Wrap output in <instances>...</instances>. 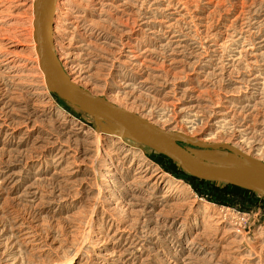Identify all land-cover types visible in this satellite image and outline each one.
<instances>
[{
	"label": "rangeland",
	"instance_id": "rangeland-1",
	"mask_svg": "<svg viewBox=\"0 0 264 264\" xmlns=\"http://www.w3.org/2000/svg\"><path fill=\"white\" fill-rule=\"evenodd\" d=\"M35 3L0 0V264H264V195L49 88ZM54 37L93 95L264 163V0H58Z\"/></svg>",
	"mask_w": 264,
	"mask_h": 264
},
{
	"label": "water",
	"instance_id": "water-1",
	"mask_svg": "<svg viewBox=\"0 0 264 264\" xmlns=\"http://www.w3.org/2000/svg\"><path fill=\"white\" fill-rule=\"evenodd\" d=\"M58 0H36L35 37L41 58V69L49 88L62 99L75 104L93 116L123 127L127 136L165 154L182 165L194 177L240 186L264 195V163L246 155L232 145L197 141L194 138L163 129L139 114L119 107L109 100L95 96L68 77L60 64L55 48V11ZM184 143L205 149L232 152L256 169H244L207 161L193 154Z\"/></svg>",
	"mask_w": 264,
	"mask_h": 264
},
{
	"label": "bare ground",
	"instance_id": "bare-ground-1",
	"mask_svg": "<svg viewBox=\"0 0 264 264\" xmlns=\"http://www.w3.org/2000/svg\"><path fill=\"white\" fill-rule=\"evenodd\" d=\"M58 3V2H57ZM56 10H57V5H56ZM55 15H56V11H55ZM54 22H55V19H54ZM54 30H55V27H54ZM63 70H64V68H63ZM64 72L67 74V76L68 77H70V78H72L73 79V81L75 82V83H77L75 80H74V78L72 77V76H70L65 70H64ZM44 77V76H43ZM78 84V83H77ZM79 85V84H78ZM79 107V106H78ZM91 114V113H90ZM94 117H96V118H99V117H97V116H94ZM103 119V118H102ZM103 120H105V121H108V122H110V124H112V125H115V127L117 128V131H120L119 129H123V130H125L123 127H121V126H119V125H117V124H114L112 121H109V120H106V119H103ZM155 124V123H154ZM119 128V129H118ZM126 131V130H125ZM122 132V134H123V136H120V137H122V138H125V137H128L129 138V136H127V132ZM119 134V133H118ZM120 135V134H119ZM132 138V137H131ZM134 141H136L135 140V138H132ZM136 143H138L137 141H136ZM212 150H220V149H212ZM229 152V151H228ZM193 153V152H192ZM232 153V152H231ZM194 154V153H193ZM196 155V154H195ZM236 155V154H235ZM197 157H199V158H201V159H204V160H207V159H209V160H221V161H226V162H228V163H237L238 162V159L236 158V157H234V156H231V155H229V154H222V153H216V152H213V153H199V154H197L196 155ZM238 156V155H237ZM239 157V156H238ZM241 158V157H240ZM209 160H207V161H209ZM246 161V160H245ZM211 162H214V161H211ZM247 162V161H246ZM215 163H219V162H215ZM248 164H250L252 167H245V166H235V165H229V164H225V165H229V166H234V167H238V168H244V169H256L257 168V166L256 165H254V164H252V163H249V162H247ZM220 164H224V163H220Z\"/></svg>",
	"mask_w": 264,
	"mask_h": 264
}]
</instances>
